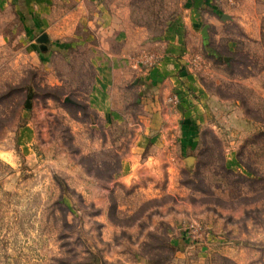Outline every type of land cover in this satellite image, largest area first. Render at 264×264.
<instances>
[{"label":"rangeland","instance_id":"374dc122","mask_svg":"<svg viewBox=\"0 0 264 264\" xmlns=\"http://www.w3.org/2000/svg\"><path fill=\"white\" fill-rule=\"evenodd\" d=\"M52 6L40 35L70 48L43 61L31 1L0 0V264H264V0H99L143 70L175 42L205 104L195 147L173 131L159 161L124 174L143 99L122 83L125 122L96 130L94 5Z\"/></svg>","mask_w":264,"mask_h":264},{"label":"crops","instance_id":"0c3cea01","mask_svg":"<svg viewBox=\"0 0 264 264\" xmlns=\"http://www.w3.org/2000/svg\"><path fill=\"white\" fill-rule=\"evenodd\" d=\"M25 1H31V7L23 10L27 18L25 35L28 37L27 45L31 53L37 49L36 39L40 41L45 39L40 59L47 61L53 53L63 55L70 48L68 43L56 42L40 35L43 29L45 34L48 33L46 27L49 25L48 14L53 8L52 0H44L49 5L45 6L44 3V7L39 6V11L32 10V3H37V0ZM91 2L94 7L85 12L94 19V22L89 21L91 26L89 33H92L98 42L94 44V56L90 61L95 74L88 92L87 104L97 118L96 130H112L125 122L126 105H123V98L118 93L122 90V83L126 86L133 78L132 82L143 99L142 115L138 117L139 121L136 124L138 129L134 140L129 144V152L121 160V172L123 174L127 170L128 173L134 172L136 163L139 165L140 162L159 161V155H155L154 152L174 141L173 131H176L178 142L183 149L195 147L197 124L201 121L200 114L205 104L193 76L185 70L183 58L179 55V47L169 37L165 39L167 41L162 40L156 44H160L157 47L159 52L157 54H160L159 62L152 68L143 70L140 63H137L140 61H131V54H127L132 50L127 34L111 24L102 25L101 19L100 21L98 19L99 16H103V10L96 6L99 0ZM43 9L44 16L41 13ZM143 42L142 37L141 41L137 42L138 46H142ZM117 46L121 49L120 53L116 50ZM189 89L196 94V100H186L185 91ZM176 98L180 99V103L174 104L176 111H173L170 102ZM175 121L176 126L173 124ZM99 142L101 146V141ZM98 144L94 142L92 146L96 147ZM145 150L149 153L142 158Z\"/></svg>","mask_w":264,"mask_h":264}]
</instances>
